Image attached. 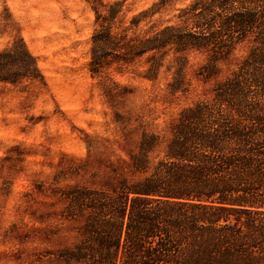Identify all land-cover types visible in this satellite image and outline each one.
<instances>
[{"label": "trees", "instance_id": "obj_1", "mask_svg": "<svg viewBox=\"0 0 264 264\" xmlns=\"http://www.w3.org/2000/svg\"><path fill=\"white\" fill-rule=\"evenodd\" d=\"M126 1L92 0L91 71L138 60L142 79L170 75L168 95L187 96L194 80L202 93L165 133L143 131L110 161L106 185L61 190L78 236L51 254L63 264H264V0H190L176 22L141 33L168 0L130 19ZM0 23L13 24L6 4ZM192 53L205 58L190 77ZM26 80L43 75L18 37L0 49V82Z\"/></svg>", "mask_w": 264, "mask_h": 264}, {"label": "rangeland", "instance_id": "obj_2", "mask_svg": "<svg viewBox=\"0 0 264 264\" xmlns=\"http://www.w3.org/2000/svg\"><path fill=\"white\" fill-rule=\"evenodd\" d=\"M158 1L127 0L125 16ZM189 1L168 0L135 32L176 22ZM4 4L13 24L4 29L0 23V49L22 38L43 80L0 82V264H63L51 253L78 235L76 223L61 216V190L106 185L108 163L136 148L143 131L165 133L180 109L201 95L202 85L194 80L190 94L172 97L166 92L170 75L142 79L138 60L93 73L92 0H4L0 12ZM189 58L191 77L205 57Z\"/></svg>", "mask_w": 264, "mask_h": 264}]
</instances>
